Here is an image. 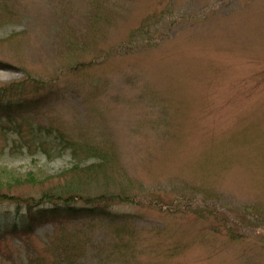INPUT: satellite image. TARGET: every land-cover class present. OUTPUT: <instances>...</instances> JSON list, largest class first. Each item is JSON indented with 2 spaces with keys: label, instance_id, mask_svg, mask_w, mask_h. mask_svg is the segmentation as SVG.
Instances as JSON below:
<instances>
[{
  "label": "rangeland",
  "instance_id": "374dc122",
  "mask_svg": "<svg viewBox=\"0 0 264 264\" xmlns=\"http://www.w3.org/2000/svg\"><path fill=\"white\" fill-rule=\"evenodd\" d=\"M101 1L0 0V170L38 178L4 185L0 224L27 210L9 196L70 178L57 172L71 150L39 145L61 127L116 153L106 170L123 166L121 183L90 172L89 191L143 200L112 205L136 212L124 233L57 219L89 233L88 264H264V0ZM16 123L30 147L10 146ZM56 233L1 232L0 264L51 263Z\"/></svg>",
  "mask_w": 264,
  "mask_h": 264
},
{
  "label": "trees",
  "instance_id": "16d2710c",
  "mask_svg": "<svg viewBox=\"0 0 264 264\" xmlns=\"http://www.w3.org/2000/svg\"><path fill=\"white\" fill-rule=\"evenodd\" d=\"M103 0L101 1V3ZM92 4L99 11L100 0H92ZM74 32L76 29H73ZM93 31V30H92ZM91 32V29H90ZM131 36V35H130ZM74 42V40H71ZM131 41H125V46L132 45ZM0 66H3L0 63ZM6 87H2L1 90H5ZM31 127L35 128L34 125ZM19 128L17 131L20 135V140L11 139V147L19 148L27 145L30 147V139L21 135L20 124L16 123L11 128ZM36 128L49 129L43 125H38ZM54 128V127H53ZM55 134L52 140L41 139L39 145L47 144L49 142L55 143L56 151L58 154H63L64 150H71L74 162L68 168H63L57 175L70 174V178L66 177L62 181L60 178L57 180V185L50 184L49 186L43 187L39 194H26L23 197H12V199H21L27 201V210L21 215L20 219L15 220L12 223L0 224V233H13L32 234L37 224L45 223L48 221L57 224V233L48 242V247L51 249L53 243H56L55 250L53 253L54 259L49 264H88L87 259L89 257V244L90 237L88 232L82 229H68L65 228L61 223H56L58 218L69 217H89L99 221L104 220L106 224L113 227L116 232H127L131 231V226L136 212L128 210L122 211L115 209L112 205L115 202H127L141 205L143 200H138L136 194L125 191L122 187L110 189L106 184L105 188L100 192L92 193L87 189V186L91 183H95L96 175L89 176L91 182L87 183L85 177L90 172L104 171V178L106 182H110L113 178L112 173L115 172L118 176V182L125 180L122 177V167L120 166L116 171L106 170L108 167L113 166L116 160L119 158L116 153H112L109 148H106L104 144L93 141L88 138H78L75 134L69 133L65 128L55 127ZM35 136V135H34ZM35 142V138H34ZM36 143V142H35ZM38 145V146H39ZM44 151L50 156L49 151ZM90 158H97L95 162L89 161L88 164L82 162L88 161ZM2 170V171H1ZM0 170V197L8 196V192L3 189L4 185L8 188H12L22 183H31L37 181L36 174L28 171L25 176L14 177L13 179L3 180L2 172ZM7 174V171L4 172ZM100 175V174H97ZM103 179V176L100 175ZM53 177V175L51 176ZM81 203V204H78ZM148 206H151L153 202H146ZM146 205V204H144ZM120 223H116V222ZM61 224V225H59ZM132 233V232H131ZM60 234V235H58ZM133 236H130V243L133 240ZM133 243V242H132ZM122 246V244H120ZM127 245V242L124 243ZM38 253V251H36ZM36 264V263H35ZM40 264H47L45 260H41Z\"/></svg>",
  "mask_w": 264,
  "mask_h": 264
}]
</instances>
